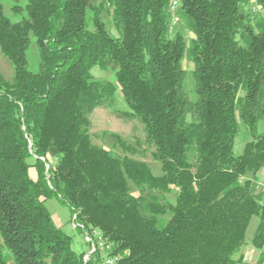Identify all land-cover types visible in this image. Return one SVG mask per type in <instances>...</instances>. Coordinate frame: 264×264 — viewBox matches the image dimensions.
<instances>
[{
	"label": "trees",
	"instance_id": "1",
	"mask_svg": "<svg viewBox=\"0 0 264 264\" xmlns=\"http://www.w3.org/2000/svg\"><path fill=\"white\" fill-rule=\"evenodd\" d=\"M171 3L28 0L17 22L0 3V51L14 69L0 71V264H239L254 216L264 250V0H179L172 30ZM118 87L144 150L117 133L121 154L93 139L90 115ZM51 198L77 216L73 230H98L111 249L85 261Z\"/></svg>",
	"mask_w": 264,
	"mask_h": 264
},
{
	"label": "rangeland",
	"instance_id": "2",
	"mask_svg": "<svg viewBox=\"0 0 264 264\" xmlns=\"http://www.w3.org/2000/svg\"><path fill=\"white\" fill-rule=\"evenodd\" d=\"M4 11L8 18L12 22L20 21L27 17L26 6L28 0H0ZM18 6L19 10H15L14 7ZM105 21H109L105 18ZM28 69L32 72H37L40 68V60L37 47L35 45V38H31V44L27 50ZM184 67L189 72L186 78V88L192 99L196 98L193 91V80L191 77V70H193V64L188 57L184 60ZM0 71L7 79H12L14 74L13 65L0 51ZM92 74L99 79H105L109 81H115V75L108 71H103L99 67L92 69ZM128 110L126 103L122 98L120 88L116 89L113 101L109 106L97 108L90 115L91 119V134L96 143L103 145L110 149L113 153L121 154L122 151L115 145L114 141L110 137V134L117 133L122 135L129 142L141 143V150H144V137L145 131L143 125L136 119H129L122 115L123 111ZM242 133L244 131L243 127ZM247 137L240 135L235 140V153L241 154L243 152L244 145ZM136 146V145H135ZM138 147V146H136ZM143 152V151H142ZM146 159L155 169L156 163L152 160L150 153L146 152L142 156ZM31 174H34V170H31ZM46 206L50 210L52 217L57 226L63 228L67 233L73 236V249L78 253H89V246L85 243L83 233L73 230L70 223V210L68 206L61 203L57 198H51L46 200ZM259 218L254 216L246 234V244L252 245V240L257 229Z\"/></svg>",
	"mask_w": 264,
	"mask_h": 264
},
{
	"label": "built area",
	"instance_id": "3",
	"mask_svg": "<svg viewBox=\"0 0 264 264\" xmlns=\"http://www.w3.org/2000/svg\"><path fill=\"white\" fill-rule=\"evenodd\" d=\"M179 7V0H172L171 3V11H172V21H171V30L175 24H178L180 21L179 15L176 13L177 8ZM252 10L254 12H263V10L255 3L252 5ZM258 188L260 191L264 193V175L260 177L258 182ZM71 227L76 229L78 227L77 216L74 215L71 220ZM82 227V226H80ZM85 242L90 244L89 253L85 255L84 259L87 261L90 258V255L96 251L97 248H102L106 250L111 249V244L107 243L102 235L101 232L98 230H93L92 232H85L84 233ZM118 261V257H110L106 259V264H116Z\"/></svg>",
	"mask_w": 264,
	"mask_h": 264
},
{
	"label": "crops",
	"instance_id": "4",
	"mask_svg": "<svg viewBox=\"0 0 264 264\" xmlns=\"http://www.w3.org/2000/svg\"><path fill=\"white\" fill-rule=\"evenodd\" d=\"M35 176V174H32ZM264 175V170L260 176ZM262 193V198L264 202V193ZM259 224V222H258ZM258 227V225H257ZM256 232V231H255ZM237 259H239V264H264V250L256 248L253 243L252 245L246 244L241 251L237 254Z\"/></svg>",
	"mask_w": 264,
	"mask_h": 264
}]
</instances>
